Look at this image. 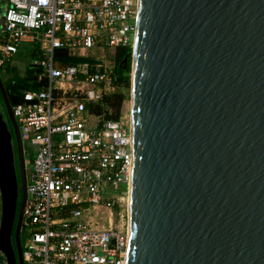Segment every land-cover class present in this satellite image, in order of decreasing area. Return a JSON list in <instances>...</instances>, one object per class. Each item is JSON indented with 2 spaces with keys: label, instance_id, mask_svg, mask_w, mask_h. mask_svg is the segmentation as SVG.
Masks as SVG:
<instances>
[{
  "label": "water",
  "instance_id": "water-1",
  "mask_svg": "<svg viewBox=\"0 0 264 264\" xmlns=\"http://www.w3.org/2000/svg\"><path fill=\"white\" fill-rule=\"evenodd\" d=\"M0 93V252L24 264ZM131 130L126 264H264V0H139Z\"/></svg>",
  "mask_w": 264,
  "mask_h": 264
},
{
  "label": "built area",
  "instance_id": "built-area-1",
  "mask_svg": "<svg viewBox=\"0 0 264 264\" xmlns=\"http://www.w3.org/2000/svg\"><path fill=\"white\" fill-rule=\"evenodd\" d=\"M138 7L139 0H6L0 68L21 50L38 52L28 62L36 89L11 106L23 149L37 147L20 230L24 264H126L131 113L113 119L95 106L115 91L108 60L134 48Z\"/></svg>",
  "mask_w": 264,
  "mask_h": 264
},
{
  "label": "trees",
  "instance_id": "trees-1",
  "mask_svg": "<svg viewBox=\"0 0 264 264\" xmlns=\"http://www.w3.org/2000/svg\"><path fill=\"white\" fill-rule=\"evenodd\" d=\"M131 53V48L118 49L115 52L114 74L116 77L115 83L118 88L127 87L129 84V73L131 72ZM37 55L38 52H36V50H32L30 53L27 54V58H34L37 57ZM1 70L7 75H11V77H9L6 82L2 81L10 106H14V104H16L20 100V97L22 96L23 92L36 89V85L34 82V71L30 68L28 64L24 69V73L20 76L17 75L18 73L16 72L15 68H0V71ZM124 97L125 95L123 93L115 90L112 94L105 97L104 106H102L101 104L95 106V111H97L98 113L104 112L107 117L117 119L120 115ZM0 102L3 112L5 114L8 127L10 130H12L3 104L1 93ZM108 110L111 111L110 115L108 114ZM0 259L5 263V258L3 257L1 252Z\"/></svg>",
  "mask_w": 264,
  "mask_h": 264
},
{
  "label": "rangeland",
  "instance_id": "rangeland-1",
  "mask_svg": "<svg viewBox=\"0 0 264 264\" xmlns=\"http://www.w3.org/2000/svg\"><path fill=\"white\" fill-rule=\"evenodd\" d=\"M6 5V0H0V17L3 13V9L5 8ZM28 50H21V52H19L16 56L12 57L8 63V67L10 68H15L16 72L18 73L17 75H22L24 73V69L26 67V65L29 62V59L27 58V52ZM115 57H112L111 59H109L108 61L114 62V67H115ZM131 66H132V53H131ZM0 77H1V81L6 82V80L11 77V75H7L5 73H3V71H0ZM129 84L127 87H115V90L118 92H121L125 95L124 97V101L122 103L121 106V113L124 115H129V113H131V72L129 73ZM131 115V114H130ZM24 150H25V170L28 171L31 169V164H32V160L33 157L35 155V152L37 150V147L35 145L29 146V145H25L24 146ZM1 216V215H0ZM20 242L21 245L24 242V235L21 233L20 235Z\"/></svg>",
  "mask_w": 264,
  "mask_h": 264
},
{
  "label": "flooded vegetation",
  "instance_id": "flooded-vegetation-1",
  "mask_svg": "<svg viewBox=\"0 0 264 264\" xmlns=\"http://www.w3.org/2000/svg\"><path fill=\"white\" fill-rule=\"evenodd\" d=\"M0 112L3 115V120L7 123L6 118H5V114H4L3 109L1 107V102H0ZM11 143H12V151H13V159H14L15 172H16V176H17L18 180H20L19 179V173H20V170H19V150H18V147H17V145L15 143V138H14L13 135H12ZM21 150H22V154H23V158H24V163H25V155H24V149H23L22 142H21ZM25 172H26V184H27V175L28 174H27V171L26 170H25Z\"/></svg>",
  "mask_w": 264,
  "mask_h": 264
},
{
  "label": "bare ground",
  "instance_id": "bare-ground-1",
  "mask_svg": "<svg viewBox=\"0 0 264 264\" xmlns=\"http://www.w3.org/2000/svg\"><path fill=\"white\" fill-rule=\"evenodd\" d=\"M131 116V115H130ZM129 200V199H128ZM129 202V201H128Z\"/></svg>",
  "mask_w": 264,
  "mask_h": 264
}]
</instances>
